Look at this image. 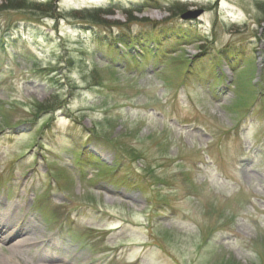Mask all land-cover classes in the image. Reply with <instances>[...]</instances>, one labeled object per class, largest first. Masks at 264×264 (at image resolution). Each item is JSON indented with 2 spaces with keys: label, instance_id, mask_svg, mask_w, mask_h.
Instances as JSON below:
<instances>
[{
  "label": "rangeland",
  "instance_id": "rangeland-1",
  "mask_svg": "<svg viewBox=\"0 0 264 264\" xmlns=\"http://www.w3.org/2000/svg\"><path fill=\"white\" fill-rule=\"evenodd\" d=\"M51 1L0 0V226L37 244L0 259L264 264V0ZM186 12L154 70L93 55Z\"/></svg>",
  "mask_w": 264,
  "mask_h": 264
},
{
  "label": "trees",
  "instance_id": "trees-1",
  "mask_svg": "<svg viewBox=\"0 0 264 264\" xmlns=\"http://www.w3.org/2000/svg\"><path fill=\"white\" fill-rule=\"evenodd\" d=\"M111 2H115V1H111ZM49 4L47 5H51L52 4V1L50 0V2H48ZM113 4V3H112ZM110 4V6H114ZM35 5V4H33ZM36 7V6H35ZM134 6L133 5H130V9H133ZM263 11H264V6H263ZM89 22H92L91 26L92 25H97L99 22L100 25L102 24H105V21H98L100 19H98L97 17L95 16H91V14L89 15ZM133 21H136V19H134V17H131L130 21H129V26L133 25ZM182 21V20H181ZM143 22H149L148 19H144ZM152 27H151V32L148 31L147 34H143L141 35H138V36H133L131 37V35H133V33H122L121 35H118V36H113V37H102V36H98V40H97V43L100 45V47L102 48H106L111 54H116V57L115 58H112L111 56H108L105 54V52L103 50H100L99 48L94 47L93 49V55L95 57H101L99 59L101 60H105L109 65H112L114 66L115 64H118L119 66H124L125 64L127 63H132V64H142L144 58L146 57V54L144 53V51L146 50H149L151 53H152V66H151V70H154L155 68H157V66L162 62V59L165 58V52H160L159 50H161V46H162V39H159V38H163V37H167V35L169 36H173L174 38L176 39H183V38H189L190 40L192 39V34H193V31L192 29L186 25L187 24V21H183L182 24H174V25H171L170 27H160L159 24H156L154 22L152 23H149ZM164 28H167L164 32ZM164 34H163V32ZM147 32V31H145ZM149 33H154L153 35L154 36H151ZM165 33L167 35H165ZM198 36V35H196ZM6 37V35H5ZM7 38V37H6ZM141 40V42H148V46L146 45V43L144 44V48H142L143 52L141 51H137L135 50V47H134V43ZM96 43V44H97ZM4 43L2 42V40L0 39V46H3ZM151 46V47H150ZM160 52V54H159ZM221 56H224V55H221ZM217 57V56H216ZM215 57V58H216ZM218 58V57H217ZM224 58V57H223ZM231 58H233L231 56ZM200 57L199 58H195V60L193 62H191V65H190V69L192 70H187L188 73H186L185 75V79L187 78L186 76L188 74H195V75H199L201 74V70H200ZM227 60L229 61V59L227 58ZM229 64H232V62L230 61ZM193 70H195V73H193Z\"/></svg>",
  "mask_w": 264,
  "mask_h": 264
},
{
  "label": "bare ground",
  "instance_id": "bare-ground-1",
  "mask_svg": "<svg viewBox=\"0 0 264 264\" xmlns=\"http://www.w3.org/2000/svg\"><path fill=\"white\" fill-rule=\"evenodd\" d=\"M10 211L11 212L6 210L4 212V214H2L0 216V219H4L5 220V218H6V221H10V218H11V215H12V209ZM5 213H6V215H5ZM31 224L34 225L33 222H31ZM11 227H12V224L10 222L4 223L3 225L0 226V228H1L0 229V233L2 234V236L4 238H7V241H8V244H7L8 247L7 248L12 253L15 252V251H19V249H22L23 247H31V246H33L32 239L28 238L27 236L23 235L22 238H19L17 240H16V238L13 239L15 236L21 235L22 234V230L21 231H17L16 228L14 229V228H11ZM4 238H2V240ZM12 257H14V254H13ZM9 262H11V261H5V260H1L0 259V264H9Z\"/></svg>",
  "mask_w": 264,
  "mask_h": 264
},
{
  "label": "water",
  "instance_id": "water-1",
  "mask_svg": "<svg viewBox=\"0 0 264 264\" xmlns=\"http://www.w3.org/2000/svg\"><path fill=\"white\" fill-rule=\"evenodd\" d=\"M199 15V13H188L183 16V19H190V18H196Z\"/></svg>",
  "mask_w": 264,
  "mask_h": 264
}]
</instances>
